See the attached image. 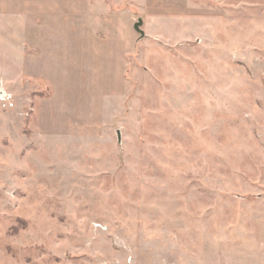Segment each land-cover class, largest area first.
<instances>
[{
  "label": "rangeland",
  "instance_id": "obj_1",
  "mask_svg": "<svg viewBox=\"0 0 264 264\" xmlns=\"http://www.w3.org/2000/svg\"><path fill=\"white\" fill-rule=\"evenodd\" d=\"M0 264H264V0H0Z\"/></svg>",
  "mask_w": 264,
  "mask_h": 264
},
{
  "label": "water",
  "instance_id": "obj_2",
  "mask_svg": "<svg viewBox=\"0 0 264 264\" xmlns=\"http://www.w3.org/2000/svg\"><path fill=\"white\" fill-rule=\"evenodd\" d=\"M142 25H143L142 20H138V22L135 24L134 28H135L136 32H138L141 35V37L143 38L144 32L141 30Z\"/></svg>",
  "mask_w": 264,
  "mask_h": 264
},
{
  "label": "crops",
  "instance_id": "obj_3",
  "mask_svg": "<svg viewBox=\"0 0 264 264\" xmlns=\"http://www.w3.org/2000/svg\"><path fill=\"white\" fill-rule=\"evenodd\" d=\"M98 1V0H97ZM111 1H113V3H114V0H111ZM115 3H116V1H115Z\"/></svg>",
  "mask_w": 264,
  "mask_h": 264
}]
</instances>
